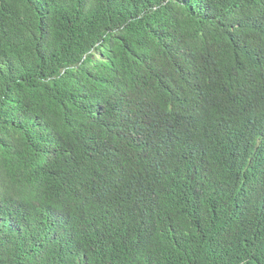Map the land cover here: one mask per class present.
Listing matches in <instances>:
<instances>
[{"label": "trees", "instance_id": "obj_1", "mask_svg": "<svg viewBox=\"0 0 264 264\" xmlns=\"http://www.w3.org/2000/svg\"><path fill=\"white\" fill-rule=\"evenodd\" d=\"M264 0H0V264H264Z\"/></svg>", "mask_w": 264, "mask_h": 264}, {"label": "clouds", "instance_id": "obj_2", "mask_svg": "<svg viewBox=\"0 0 264 264\" xmlns=\"http://www.w3.org/2000/svg\"><path fill=\"white\" fill-rule=\"evenodd\" d=\"M262 17H263V15H260V16L257 18V26H258L259 28H262L261 26H262V24H264V21H263V23H261V22H262Z\"/></svg>", "mask_w": 264, "mask_h": 264}]
</instances>
